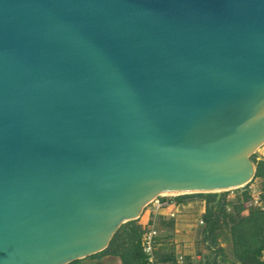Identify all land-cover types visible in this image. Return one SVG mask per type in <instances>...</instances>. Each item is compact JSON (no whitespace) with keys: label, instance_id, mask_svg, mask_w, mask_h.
<instances>
[{"label":"water","instance_id":"water-1","mask_svg":"<svg viewBox=\"0 0 264 264\" xmlns=\"http://www.w3.org/2000/svg\"><path fill=\"white\" fill-rule=\"evenodd\" d=\"M263 144L264 0H0V264L244 188Z\"/></svg>","mask_w":264,"mask_h":264},{"label":"trees","instance_id":"trees-1","mask_svg":"<svg viewBox=\"0 0 264 264\" xmlns=\"http://www.w3.org/2000/svg\"><path fill=\"white\" fill-rule=\"evenodd\" d=\"M260 180L261 201L264 205V160L258 162V171L254 180ZM242 191L244 199L240 202H231L225 194L210 193L197 194L205 201V213L202 216L201 244L205 246L209 255L206 264H264V209L253 207V196L250 186ZM240 191V190H237ZM193 195H184L175 198L179 205L176 217L181 212V204ZM171 223L174 218L166 211L161 213ZM149 224V223H148ZM147 224V225H148ZM173 224V223H172ZM147 227H142L138 221L123 225L115 235L109 248L90 258L114 256L120 258L122 264H147L148 258L143 250L142 238ZM226 241L230 247L223 246ZM201 254V253H199ZM202 255V254H201ZM159 264H177V257L158 256ZM82 260L71 264H82Z\"/></svg>","mask_w":264,"mask_h":264},{"label":"rangeland","instance_id":"rangeland-1","mask_svg":"<svg viewBox=\"0 0 264 264\" xmlns=\"http://www.w3.org/2000/svg\"><path fill=\"white\" fill-rule=\"evenodd\" d=\"M254 160V158H253ZM249 186L261 191L262 183L260 180H253ZM250 187V188H251ZM245 188V187H244ZM244 188L223 192L227 199L231 202H240L244 199L242 191ZM240 190V191H237ZM191 197L181 204L180 214L174 218V222H170L161 214L152 213V205H148L140 219L135 220L142 227H147L148 223L154 222L159 235L157 246V259L160 257L170 256L174 254L178 258L182 257L186 264H196L205 261L206 256L209 255L205 246L201 244L202 228L204 222L202 221L203 211L205 210V201L202 197L192 194ZM177 198L176 196H167ZM203 222V223H202ZM223 246L229 248L230 245L226 241H221ZM201 253V254H199ZM82 264H122L120 258L114 256H104L98 258L83 259ZM159 263V260H158Z\"/></svg>","mask_w":264,"mask_h":264},{"label":"built area","instance_id":"built-area-1","mask_svg":"<svg viewBox=\"0 0 264 264\" xmlns=\"http://www.w3.org/2000/svg\"><path fill=\"white\" fill-rule=\"evenodd\" d=\"M254 161L256 163L261 162L264 160V144L257 149V151L253 155ZM251 187V186H250ZM253 196L252 206L263 208L264 205L261 201V192L255 188H250ZM152 205V213L157 215L161 214L162 212L166 211L170 214L171 218L176 217V213L179 209V205L174 200V198H169L167 196H159L154 201L150 203ZM203 223V222H202ZM158 229L154 222L148 224L142 238L143 243V250L144 253L147 255L148 263L147 264H159L156 251L158 246ZM263 262H264V255H263ZM177 264H186L185 260L181 257L178 258ZM196 264H206V263H196Z\"/></svg>","mask_w":264,"mask_h":264},{"label":"bare ground","instance_id":"bare-ground-1","mask_svg":"<svg viewBox=\"0 0 264 264\" xmlns=\"http://www.w3.org/2000/svg\"><path fill=\"white\" fill-rule=\"evenodd\" d=\"M176 196L177 194H171V193H165V194H163V196Z\"/></svg>","mask_w":264,"mask_h":264},{"label":"crops","instance_id":"crops-1","mask_svg":"<svg viewBox=\"0 0 264 264\" xmlns=\"http://www.w3.org/2000/svg\"><path fill=\"white\" fill-rule=\"evenodd\" d=\"M205 212V210L203 211V213Z\"/></svg>","mask_w":264,"mask_h":264}]
</instances>
